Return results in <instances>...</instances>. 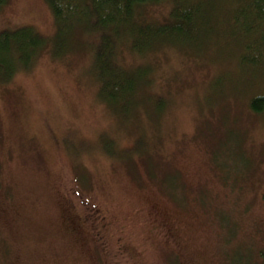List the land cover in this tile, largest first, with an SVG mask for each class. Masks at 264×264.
Here are the masks:
<instances>
[{
	"label": "rangeland",
	"instance_id": "1",
	"mask_svg": "<svg viewBox=\"0 0 264 264\" xmlns=\"http://www.w3.org/2000/svg\"><path fill=\"white\" fill-rule=\"evenodd\" d=\"M22 26L52 43L49 3L0 5V32ZM124 39L125 77L151 70L130 106L104 99L99 40L81 29L0 79V264H264V112L249 105L264 83L214 37L143 54Z\"/></svg>",
	"mask_w": 264,
	"mask_h": 264
},
{
	"label": "trees",
	"instance_id": "2",
	"mask_svg": "<svg viewBox=\"0 0 264 264\" xmlns=\"http://www.w3.org/2000/svg\"><path fill=\"white\" fill-rule=\"evenodd\" d=\"M7 1L0 0V5ZM46 1L57 22L54 41L32 26L0 32L1 80L9 81L51 47L53 54L61 55L65 38H74L81 29L99 40L94 59L101 67L97 74L100 92L114 106L134 104L151 75L145 66L148 78L142 82L136 83L137 76L125 77L132 71L118 66L114 57L124 38L137 54H143L158 45L201 49L214 37L225 49L236 46L237 69L242 75L264 83V0H167L171 8L163 23L139 21V13L144 5L166 0ZM59 39L64 42L59 44ZM100 59H105V65ZM222 81L219 77L216 86ZM217 92H223L222 86ZM249 105L254 113H263L264 93L250 95Z\"/></svg>",
	"mask_w": 264,
	"mask_h": 264
},
{
	"label": "bare ground",
	"instance_id": "3",
	"mask_svg": "<svg viewBox=\"0 0 264 264\" xmlns=\"http://www.w3.org/2000/svg\"><path fill=\"white\" fill-rule=\"evenodd\" d=\"M173 8V7H172Z\"/></svg>",
	"mask_w": 264,
	"mask_h": 264
}]
</instances>
